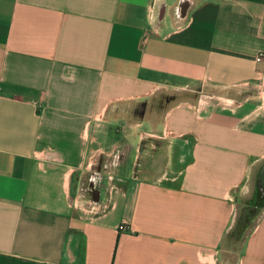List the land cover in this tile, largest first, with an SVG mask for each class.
I'll return each instance as SVG.
<instances>
[{
    "label": "crops",
    "instance_id": "obj_1",
    "mask_svg": "<svg viewBox=\"0 0 264 264\" xmlns=\"http://www.w3.org/2000/svg\"><path fill=\"white\" fill-rule=\"evenodd\" d=\"M260 50L264 0H0V264H227ZM260 209L238 264H264Z\"/></svg>",
    "mask_w": 264,
    "mask_h": 264
},
{
    "label": "rangeland",
    "instance_id": "obj_2",
    "mask_svg": "<svg viewBox=\"0 0 264 264\" xmlns=\"http://www.w3.org/2000/svg\"><path fill=\"white\" fill-rule=\"evenodd\" d=\"M146 103V101H142L141 113L145 112L147 106ZM172 167H174L173 163ZM104 169L108 170V175L112 170L110 169V166H106L104 167ZM238 203L239 204L237 206L236 221L234 224L235 230L233 231V234L229 236L230 238H232V241H238V245L236 247L241 246L242 238L240 239V234L245 235L250 230L255 220L257 219V216L261 210L260 208L264 206V195L261 194V190L259 188L255 187L251 189V191L249 192V196L240 198Z\"/></svg>",
    "mask_w": 264,
    "mask_h": 264
},
{
    "label": "trees",
    "instance_id": "obj_3",
    "mask_svg": "<svg viewBox=\"0 0 264 264\" xmlns=\"http://www.w3.org/2000/svg\"><path fill=\"white\" fill-rule=\"evenodd\" d=\"M234 227L235 225H233L231 229L229 230V232L223 237V241L221 244L222 256L224 258V262L227 264H238L239 263V256L242 250V243L246 235V234L245 235L240 234V239L242 238L241 246L236 247L238 245V241H232V238L229 237L231 234H233V231L235 230Z\"/></svg>",
    "mask_w": 264,
    "mask_h": 264
},
{
    "label": "water",
    "instance_id": "obj_4",
    "mask_svg": "<svg viewBox=\"0 0 264 264\" xmlns=\"http://www.w3.org/2000/svg\"><path fill=\"white\" fill-rule=\"evenodd\" d=\"M258 186L261 190V194L264 195V166L262 167L258 177ZM93 193L95 194L94 198L97 200L99 198V191L97 189H93Z\"/></svg>",
    "mask_w": 264,
    "mask_h": 264
},
{
    "label": "built area",
    "instance_id": "obj_5",
    "mask_svg": "<svg viewBox=\"0 0 264 264\" xmlns=\"http://www.w3.org/2000/svg\"><path fill=\"white\" fill-rule=\"evenodd\" d=\"M257 60L264 59V50H260L257 55H256ZM119 229H124L127 230L129 229L126 223H123L122 225L119 226Z\"/></svg>",
    "mask_w": 264,
    "mask_h": 264
}]
</instances>
